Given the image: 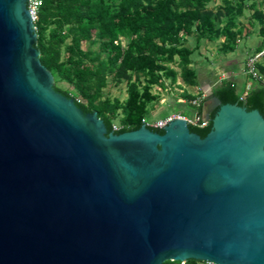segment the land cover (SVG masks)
<instances>
[{"label":"water","instance_id":"water-1","mask_svg":"<svg viewBox=\"0 0 264 264\" xmlns=\"http://www.w3.org/2000/svg\"><path fill=\"white\" fill-rule=\"evenodd\" d=\"M36 40L28 0H0V264H264L258 109L211 95L204 137L184 117L109 132Z\"/></svg>","mask_w":264,"mask_h":264},{"label":"trees","instance_id":"trees-1","mask_svg":"<svg viewBox=\"0 0 264 264\" xmlns=\"http://www.w3.org/2000/svg\"><path fill=\"white\" fill-rule=\"evenodd\" d=\"M212 1L41 0L34 21L40 60L52 72L56 89L73 97L85 112L97 111L109 132L138 129L159 100V94L153 92L155 86L165 88L178 76L188 85L199 84L191 56L203 40L208 45L217 44L223 54L237 48L246 9L253 10L251 18L261 25L263 39L258 52L264 49V0H222L213 8L209 7ZM189 38L194 40L193 46L188 44ZM176 62L180 72L172 66ZM256 66L264 76V63L257 62ZM61 82L68 87L61 88ZM124 82L125 99L106 94L110 83L118 86ZM212 95L222 103L258 109L264 116L261 81L243 96L234 81L224 79ZM182 96L189 102L198 97L186 91ZM196 111L203 113L202 104ZM189 125L204 137L212 122L206 127ZM171 264L205 261L189 259Z\"/></svg>","mask_w":264,"mask_h":264},{"label":"rangeland","instance_id":"rangeland-1","mask_svg":"<svg viewBox=\"0 0 264 264\" xmlns=\"http://www.w3.org/2000/svg\"><path fill=\"white\" fill-rule=\"evenodd\" d=\"M222 3V0H213L209 7H216L218 4L220 5ZM251 10H246L245 15L241 17V21L244 23L248 22V19L250 18ZM256 21V20H255ZM257 26H259L258 21L255 22ZM262 39L261 35L259 34L258 28L255 29V31L252 32V34L249 36V38L246 40V38L242 42H238V46L240 47V53L237 52V48L233 51L236 52L235 55L244 58L247 56L246 52H242L244 45H247L248 47L255 48L254 46L258 45L260 40ZM188 44L193 46L194 40L192 38L188 39ZM123 43L125 41L123 40ZM83 46L87 47L88 43L83 42ZM93 48H98V44L93 45ZM193 59V67L197 70V73L199 72L200 66H208V62H215L217 57H224V55L221 52H218L216 45H208L206 40H203L201 42L200 48L195 51L192 54ZM241 59V60H242ZM196 64V66H195ZM172 66L177 69L180 72V67L178 63L172 64ZM167 86L165 88H160L158 86H155L153 89V92L159 94V100L154 105L153 109L150 108V112L147 117V122H156L160 119L169 117V116H178L179 114H182L188 118H194L196 115V107L193 106L189 101H187L185 98H183L182 94L186 91L189 93L194 94L195 96L198 95L197 91L198 86H191L186 84L181 76H178V79L175 83L170 84V82H167ZM61 88L65 89L68 87L66 83H59L58 84ZM242 90H240L241 92ZM105 92L107 95L111 96L112 98L118 97L120 99H125L127 97V88L126 83H122L118 86L110 83L108 87H106ZM211 92L207 93L206 96L210 98ZM165 264H171V261H166Z\"/></svg>","mask_w":264,"mask_h":264},{"label":"crops","instance_id":"crops-1","mask_svg":"<svg viewBox=\"0 0 264 264\" xmlns=\"http://www.w3.org/2000/svg\"><path fill=\"white\" fill-rule=\"evenodd\" d=\"M246 10H250V9H246ZM251 11L253 12V10ZM251 14L247 23L242 22L243 32L240 35L239 43L242 42L245 38L247 40L249 36L252 34V32L255 31L256 28H258L259 34L262 37V34L260 33L261 25L258 22L259 26H257V24L255 23L256 21L253 18H251ZM262 39L260 40L258 45L254 46L255 48L244 45L242 52H246L247 56L249 57L257 53L259 50L258 49L259 45L262 42ZM216 47L218 50L217 44ZM239 48L240 47H237L238 53H240ZM235 53L236 52L233 51L227 54L222 53L224 55L223 58L217 57L215 62H208V66L206 65L199 67L200 68L198 72L199 84L197 86L199 88L198 90L200 91H197L198 94L200 93L207 94L209 92H211L212 94L214 88L220 85L224 79H230L234 81L237 85L238 91L242 90L241 91L242 95H244V92H246L248 86H251L253 88L258 85L259 81L251 78L250 74L247 72L246 62L248 58L246 59V57H244L242 59L238 56L239 54L236 56ZM258 62L264 63V55L259 58Z\"/></svg>","mask_w":264,"mask_h":264},{"label":"built area","instance_id":"built-area-1","mask_svg":"<svg viewBox=\"0 0 264 264\" xmlns=\"http://www.w3.org/2000/svg\"><path fill=\"white\" fill-rule=\"evenodd\" d=\"M40 4H41V0H28V8L32 13L34 21L37 17V12H38V8H39ZM263 55H264V49L253 54V55H251L247 59V62H246L247 72L250 74L251 78L259 80L262 83H264V76L262 74H260V72L257 69L256 64H257L259 58ZM251 88H252L251 86H248L247 90H246V92H244L243 96H246L249 93ZM206 98H207L206 94L200 93V94H198V97L195 99H192L190 101V103L195 107H199L201 104H203V102L206 100ZM176 117H184L187 119L189 124L197 125L199 127H206L209 125V120L204 121L203 114L200 115L198 112H196L195 117L191 118V119L182 115V114H179L178 116H175V115L169 116V117L160 119L156 122H145L144 124H146L148 127L164 128L166 124H168L171 120H173ZM115 129H116V127H115ZM205 264H215V263L205 261Z\"/></svg>","mask_w":264,"mask_h":264}]
</instances>
